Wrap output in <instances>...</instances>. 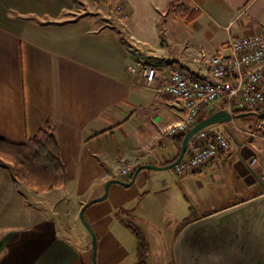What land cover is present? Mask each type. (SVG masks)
Returning <instances> with one entry per match:
<instances>
[{
    "label": "crops",
    "instance_id": "crops-1",
    "mask_svg": "<svg viewBox=\"0 0 264 264\" xmlns=\"http://www.w3.org/2000/svg\"><path fill=\"white\" fill-rule=\"evenodd\" d=\"M262 27L264 0H0V138L22 143L46 126L67 168L64 185L40 192L0 157V264H176L185 224L262 193L264 141L244 132L257 123L248 114L208 125L231 143L208 164L181 176L142 168L129 186L110 183L85 208L95 253L80 218L109 179L130 181L137 167L177 154V137L160 134L183 117L180 100L135 84L134 73L153 65L162 77L177 65L208 77L200 51ZM223 108L217 100L197 122ZM128 157L135 167L119 174Z\"/></svg>",
    "mask_w": 264,
    "mask_h": 264
},
{
    "label": "built area",
    "instance_id": "built-area-1",
    "mask_svg": "<svg viewBox=\"0 0 264 264\" xmlns=\"http://www.w3.org/2000/svg\"><path fill=\"white\" fill-rule=\"evenodd\" d=\"M111 11L124 14L125 5L114 2ZM198 55L206 61V78L195 76L177 65L172 66L162 77H159L157 69L152 65H145L134 74L135 84L152 88L156 96L170 95L178 98L183 106V117L163 128L161 138L185 133L201 117L203 110L217 100H222L231 113L256 109L264 103V90L261 86L264 76V27L250 35L228 36L224 49L218 53L207 55L200 51ZM245 131L264 141V118L254 128ZM230 150L231 143L221 131L212 126L203 127L191 136L185 154L173 166L174 171L181 176ZM136 161L134 157L126 158L119 174H128L135 167ZM258 161V157L253 156L249 163L253 166ZM258 174L264 186V162Z\"/></svg>",
    "mask_w": 264,
    "mask_h": 264
},
{
    "label": "water",
    "instance_id": "water-1",
    "mask_svg": "<svg viewBox=\"0 0 264 264\" xmlns=\"http://www.w3.org/2000/svg\"><path fill=\"white\" fill-rule=\"evenodd\" d=\"M252 111L231 113L223 108L195 122L185 132L177 158L166 165L146 163L137 167L130 181L111 178L102 195L87 200L80 209V218L92 236L93 253L96 236L85 217V208L106 197L110 183L129 186L142 168H170L185 154L191 136L208 125L234 117L254 114ZM176 264H264V193L239 203L228 205L213 213L185 224L175 239Z\"/></svg>",
    "mask_w": 264,
    "mask_h": 264
},
{
    "label": "trees",
    "instance_id": "trees-1",
    "mask_svg": "<svg viewBox=\"0 0 264 264\" xmlns=\"http://www.w3.org/2000/svg\"><path fill=\"white\" fill-rule=\"evenodd\" d=\"M193 17L194 15L187 20L193 19ZM251 111L255 112L257 121L264 118V111L259 108ZM239 112L243 111L237 110V113ZM183 136L184 132L173 136L177 137L179 142L178 151L173 160L179 154ZM0 157L12 163L16 178L25 181L27 185L37 191L43 192L59 188L66 182L67 168L61 159L59 140L55 133L46 126L41 127L32 137L22 143H14L0 138ZM138 236L140 237L139 233ZM139 242H141L142 251L146 247L142 238Z\"/></svg>",
    "mask_w": 264,
    "mask_h": 264
},
{
    "label": "rangeland",
    "instance_id": "rangeland-1",
    "mask_svg": "<svg viewBox=\"0 0 264 264\" xmlns=\"http://www.w3.org/2000/svg\"><path fill=\"white\" fill-rule=\"evenodd\" d=\"M168 9V8H167ZM167 11V10H166ZM168 12L169 13H172L173 11H171V9H169L168 10ZM153 66V65H152ZM142 67H144V66H142ZM156 68V67H155ZM139 70H142L141 68L139 69ZM139 70H137V71H139ZM136 73V72H135ZM134 73V74H135ZM139 86H144V85H142V84H139ZM251 110H255V109H250V110H239V111H251ZM237 112V111H236ZM252 112H254V111H252ZM183 113H184V110H183ZM240 113V112H239ZM257 123H258V121H257ZM256 123V124H257ZM188 131V130H187ZM244 131V130H243ZM244 132H246V131H244ZM247 133V132H246ZM248 135H250L249 133H247ZM251 136V135H250ZM251 137H253V136H251ZM253 138H255V137H253ZM257 139V138H256ZM260 140V139H259ZM263 141V140H262ZM2 158V157H1ZM4 159V158H3ZM257 174H258V171H257ZM258 178L260 179V176H259V174H258ZM260 181H261V179H260ZM263 183L261 182V191H263Z\"/></svg>",
    "mask_w": 264,
    "mask_h": 264
}]
</instances>
